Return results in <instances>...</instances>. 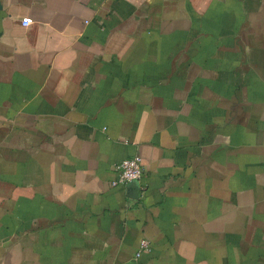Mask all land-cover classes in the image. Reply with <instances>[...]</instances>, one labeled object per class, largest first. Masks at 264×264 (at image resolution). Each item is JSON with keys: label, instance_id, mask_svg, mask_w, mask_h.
Listing matches in <instances>:
<instances>
[{"label": "crops", "instance_id": "crops-1", "mask_svg": "<svg viewBox=\"0 0 264 264\" xmlns=\"http://www.w3.org/2000/svg\"><path fill=\"white\" fill-rule=\"evenodd\" d=\"M0 264H264V0H0Z\"/></svg>", "mask_w": 264, "mask_h": 264}, {"label": "built area", "instance_id": "built-area-1", "mask_svg": "<svg viewBox=\"0 0 264 264\" xmlns=\"http://www.w3.org/2000/svg\"><path fill=\"white\" fill-rule=\"evenodd\" d=\"M29 24V20L23 21L24 26H28ZM116 171L118 173V177L113 182L114 185H126L134 181H140L144 175L141 156L137 154L120 161L118 164H116ZM150 249V241L147 239H143L140 243V250L138 252V255L140 254V252Z\"/></svg>", "mask_w": 264, "mask_h": 264}]
</instances>
